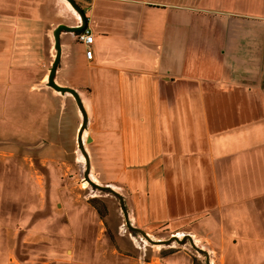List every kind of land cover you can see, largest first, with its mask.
I'll list each match as a JSON object with an SVG mask.
<instances>
[{"label":"crops","instance_id":"1","mask_svg":"<svg viewBox=\"0 0 264 264\" xmlns=\"http://www.w3.org/2000/svg\"><path fill=\"white\" fill-rule=\"evenodd\" d=\"M74 1L92 53L61 29L53 78L81 97L89 171L131 224L189 234L209 263L264 242V0ZM59 23H80L67 0H0L4 135L59 92L46 84ZM163 258L134 264H182Z\"/></svg>","mask_w":264,"mask_h":264},{"label":"rangeland","instance_id":"2","mask_svg":"<svg viewBox=\"0 0 264 264\" xmlns=\"http://www.w3.org/2000/svg\"><path fill=\"white\" fill-rule=\"evenodd\" d=\"M54 93L36 123L0 130V264H134L153 256L205 264L203 250L187 238L159 246L126 227L117 197L83 178L75 137L80 113L71 95ZM145 232L152 239L174 234L165 224ZM234 248L226 264H264L263 239Z\"/></svg>","mask_w":264,"mask_h":264},{"label":"water","instance_id":"3","mask_svg":"<svg viewBox=\"0 0 264 264\" xmlns=\"http://www.w3.org/2000/svg\"><path fill=\"white\" fill-rule=\"evenodd\" d=\"M67 1L78 12V14L80 16V23H78L77 25H66L64 23H59L54 27L53 37H54L55 53H54V57L51 61V64L49 66L46 84L49 85L50 87H52L53 89L61 92V93H63V92L70 93L73 96L74 101L77 105V108L80 111L81 118H80V123H79L77 131H76V144H77V147L79 148V150L81 151V153L83 154V157H84L85 165H84V170H83V178L86 179L94 187L102 189V190H106V191L112 193L113 195H115L117 197L120 209H121L122 214H123L124 223L128 229L138 231L148 241L154 242V243H168L172 240H175L177 242H183L184 239L187 238L189 243L192 245V247H194L197 250H202L201 248L196 246V244L193 242V240L189 234H183L181 237H178L177 235L172 234L165 239H152V238H150L143 229H141L140 227L135 226V225L130 223L128 216H127V210H126V206L124 204L122 195L116 189H114L111 185L98 183V182L94 181L89 176V174H88L89 173V159H88V154L84 148L83 140H82V131L86 127L87 117H86V111L84 109L81 97L75 88L68 86V85L58 84L55 82V80L53 78L54 77V71H55V68L58 64V59H59V42H58L59 31L61 29L69 30V31H78L86 23L82 8L74 0H67ZM203 252L205 253V264H208L207 253L204 250H203Z\"/></svg>","mask_w":264,"mask_h":264},{"label":"built area","instance_id":"4","mask_svg":"<svg viewBox=\"0 0 264 264\" xmlns=\"http://www.w3.org/2000/svg\"><path fill=\"white\" fill-rule=\"evenodd\" d=\"M75 38L85 45V56L90 57L92 53L90 43L92 42L93 38L91 30L88 27L84 26L75 32Z\"/></svg>","mask_w":264,"mask_h":264},{"label":"bare ground","instance_id":"5","mask_svg":"<svg viewBox=\"0 0 264 264\" xmlns=\"http://www.w3.org/2000/svg\"><path fill=\"white\" fill-rule=\"evenodd\" d=\"M82 136H83V134H82ZM83 139V138H82Z\"/></svg>","mask_w":264,"mask_h":264}]
</instances>
